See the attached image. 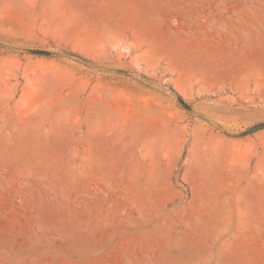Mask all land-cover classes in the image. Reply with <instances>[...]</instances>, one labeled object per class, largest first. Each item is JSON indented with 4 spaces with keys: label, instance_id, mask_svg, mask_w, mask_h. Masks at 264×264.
I'll list each match as a JSON object with an SVG mask.
<instances>
[{
    "label": "rangeland",
    "instance_id": "obj_1",
    "mask_svg": "<svg viewBox=\"0 0 264 264\" xmlns=\"http://www.w3.org/2000/svg\"><path fill=\"white\" fill-rule=\"evenodd\" d=\"M263 123L264 0H0V264H264Z\"/></svg>",
    "mask_w": 264,
    "mask_h": 264
},
{
    "label": "water",
    "instance_id": "obj_2",
    "mask_svg": "<svg viewBox=\"0 0 264 264\" xmlns=\"http://www.w3.org/2000/svg\"><path fill=\"white\" fill-rule=\"evenodd\" d=\"M32 51L35 53H41V54H49L50 53L49 51L41 50V49H33ZM260 128H264V123L253 127L251 129V131L256 130V129H260Z\"/></svg>",
    "mask_w": 264,
    "mask_h": 264
}]
</instances>
